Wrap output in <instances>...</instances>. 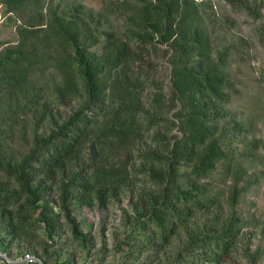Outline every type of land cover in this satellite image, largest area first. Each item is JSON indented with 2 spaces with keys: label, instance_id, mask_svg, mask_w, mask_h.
Wrapping results in <instances>:
<instances>
[{
  "label": "rangeland",
  "instance_id": "rangeland-1",
  "mask_svg": "<svg viewBox=\"0 0 264 264\" xmlns=\"http://www.w3.org/2000/svg\"><path fill=\"white\" fill-rule=\"evenodd\" d=\"M120 2L122 0H43L38 16L43 13L45 18L36 27H47L49 12L65 7L69 17L81 16L85 20L92 36L90 41L95 36L99 38V43L91 45V50L100 55L107 44L108 31L114 32L115 39L128 32L130 11L123 9ZM247 2L262 4V20L253 19L246 12L237 14L220 0H212L204 13L214 50L224 53L229 50L224 87L228 100L217 105L218 109L209 111V118H214L210 122L213 138L218 140L225 157L201 179L192 175V163L183 162L178 185L170 187L175 192H189L195 187L201 207L184 201L170 203L188 217H182L180 222H176L177 217L176 221L170 217L160 224L148 219V207L143 205L161 183L152 177L155 169L144 163L139 152L155 149L158 141L154 138L155 130H168L170 136L181 131L176 126L171 128L170 119H175L176 110L169 109L172 67L166 46L155 50L132 42L131 63L120 71L138 82V91L148 112L154 96L162 94L163 103L158 109H163L164 114L156 116H164V119L153 124L151 131L143 129L142 137L117 151V158H110L112 166L120 159L119 165L127 167V180L115 186L107 185L100 193L67 196L75 228L60 205L61 175L56 177L55 181L59 182L55 183L41 173L34 180L35 186L43 179L48 188L46 197L39 203L49 204L54 211L57 227L53 231L38 221L37 213L29 212L22 215L32 222L28 232L33 238L8 237L5 228L10 223L8 214L16 207L6 202L0 205V241L11 242L10 254L46 251L45 257L42 256L47 259L45 264H264V0ZM29 20L28 13L15 11L0 0V53L18 46ZM53 51L58 52L56 48ZM43 71L40 67L36 69L32 79L37 84L36 90L45 88L37 96H43L41 104L48 110V118L44 117L41 107L39 111L33 108L28 114L22 110L26 115L17 120L7 118L27 100L24 98L18 104L10 92L0 88L2 151L15 156V162L29 155L36 140L57 129L84 100L82 93L60 102L57 99V85L61 80L58 70L50 67ZM174 121L179 123L177 119ZM145 122L148 123L146 117ZM93 162L89 158L75 160L67 167L64 181L68 182L79 171L85 174ZM7 176L0 171V179L5 180ZM10 182L15 183L14 178ZM15 189L19 188L15 186ZM174 222L176 225L172 226ZM192 238L199 239L198 245ZM216 242H220L218 251L213 249ZM223 243L229 245L226 252H222Z\"/></svg>",
  "mask_w": 264,
  "mask_h": 264
},
{
  "label": "trees",
  "instance_id": "trees-1",
  "mask_svg": "<svg viewBox=\"0 0 264 264\" xmlns=\"http://www.w3.org/2000/svg\"><path fill=\"white\" fill-rule=\"evenodd\" d=\"M4 1L9 8L28 13L30 19L22 30L18 46L0 53L1 90L10 92L18 104L24 98L27 100L16 109L19 113L14 110L16 112H11L7 118L17 120L38 107L42 108L44 117H49L48 110L41 104L43 96H37L45 88L36 90L37 84L32 79L33 72L39 67L43 72L50 67L58 70L61 80L57 85V99L60 102L84 94L81 106L57 129L37 139L29 155L20 162H15V156L2 151L0 137V171L8 175L5 180L0 179V205L6 202L16 207L8 214L10 223L5 227L8 237L33 238L28 232L32 222L23 213H37L38 221L44 222L49 231L57 227L49 204L39 203L48 191L43 179L34 186L39 173L54 183L60 181V186L63 181L60 205L73 228L75 220L71 218L69 194L100 193L107 185L115 186L127 180V167L119 165L120 159L112 166L110 158H117V151L142 137L143 129L151 131L153 124L164 119V116H156L164 114L163 109H158L163 103L162 94L154 96L148 112L138 91V82L125 72L123 76L120 71L131 63L132 42L155 50L166 46L172 67L169 96L172 105L169 109L176 110L173 117L179 120L177 123L170 119L171 128L176 126L181 131L170 136L168 130H155L154 138L158 140L155 149L139 152L144 163L155 169L151 172L152 177L161 183L157 192L143 205L148 207V219L160 224L169 221L170 217L174 221L177 217L176 222L188 217L186 212L170 203L184 201L201 207V199L195 196V187L189 192H175L170 187L178 185V172L183 162L192 163V175L201 179L208 176L216 163L225 157L218 140L213 138L210 122L214 118H209V111L218 109L217 105L228 100L224 87L229 50L226 53L214 50L204 15L212 0H137L136 3L122 0L119 5L130 11L128 32L115 39L114 32L108 31L107 44L100 55L91 50V45H97L99 38L95 36L90 41L92 36L81 16L74 19L68 16L65 7L60 11L54 8L49 12L47 27H36L45 18L43 13L38 16L43 0ZM220 1L237 14L246 12L253 19L262 20L261 3L250 5L247 0ZM22 110L26 114H22ZM81 158L94 162L86 168L85 174L79 171L65 182L67 167ZM59 175V181H55ZM13 178L15 183L10 182ZM163 229L167 230V227ZM192 241L198 245L199 239L192 238ZM219 243L216 242L213 249H219ZM10 245L11 242L0 241L4 251L9 252ZM203 245L207 244L203 242ZM222 247H225L222 252L229 249L225 243ZM35 253L43 257L47 254L46 251Z\"/></svg>",
  "mask_w": 264,
  "mask_h": 264
},
{
  "label": "built area",
  "instance_id": "built-area-1",
  "mask_svg": "<svg viewBox=\"0 0 264 264\" xmlns=\"http://www.w3.org/2000/svg\"><path fill=\"white\" fill-rule=\"evenodd\" d=\"M0 264H45V260L32 251H24L13 255L0 247Z\"/></svg>",
  "mask_w": 264,
  "mask_h": 264
}]
</instances>
